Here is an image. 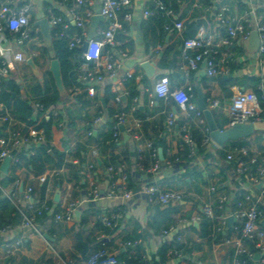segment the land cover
Wrapping results in <instances>:
<instances>
[{"label":"crops","instance_id":"obj_1","mask_svg":"<svg viewBox=\"0 0 264 264\" xmlns=\"http://www.w3.org/2000/svg\"><path fill=\"white\" fill-rule=\"evenodd\" d=\"M204 1L210 2L209 5L213 8L211 12H206V8L200 5V0H182L181 3L177 4V9H170L171 15L167 17L147 0H132L131 6L120 14L123 30L117 34V37L119 35V39L117 38V40L129 52V57L126 60L122 59L120 61L121 69L119 70V77L112 81L108 80L103 85L98 86L94 98L88 96L83 90V87L78 84L81 89L77 95L86 94V96L81 98L77 103L75 97L72 98L68 90L66 91V98L59 106L67 122L69 123V119H71L75 125L73 133L75 142L87 144L88 152L86 160L88 164L94 160L91 156L92 149H96L99 154L96 159L97 163L100 161L102 165L101 159L117 156L122 160V164L114 173H108L107 169L103 168H95L90 171L86 166L81 173V178L84 180L82 182L83 186L81 187L76 185L74 178L71 176L80 171V161L76 156L73 145L70 150L66 151V165L60 170L58 177L49 178L45 200L41 203V196L38 194L31 195L30 201L36 207H40L44 202H53L51 205L53 212L45 213L44 217L42 216L43 218L40 217L38 219V229L43 234L42 236L34 231L23 232L21 230V215L18 216L19 221L14 223V213L8 214L0 210V215L4 216L5 221L8 222L7 226L10 227L8 232L0 234V264H59V258H62L63 264H86V260H84L83 255L77 248L78 237H81L83 242L89 244L87 257L97 247L99 239L101 238V240H104L108 244L112 252L117 251L118 254L125 253L127 255L128 252L126 249L121 247L122 243L134 234H143V229H147L148 227L151 210L160 204H150L145 197L135 198L127 203H124L120 198H107L106 195L112 182L120 184L124 178H126L127 185L130 183L135 187L152 184L161 188L189 192L191 197L185 199L188 203L186 201L176 203L180 205V213L174 220L179 215H185L188 218L196 217L201 214V209L205 204L217 205L219 198L222 196L227 198L225 214L231 218L237 211L239 194L248 191H251L257 197H263L264 208V187L256 186L250 189L246 178L236 177L233 175L234 170L227 168L228 164H231L226 160L227 150H229H226L228 144L223 149H218L213 154H208L210 157L206 161L202 156L199 157V161L196 159V166L203 171L205 178V184L199 185L200 193L196 192V183H191L189 179L187 182L181 180L186 170L193 165L182 166L179 163L174 166L165 165L157 174L152 176H145L135 165L136 148L138 146V143L133 138V134L135 133L141 135L142 140L139 144L142 145L147 140H152L156 144L159 157L162 161L174 162L175 158L180 154L181 142H183V132L180 125L187 124L188 115L181 111L174 103L167 104L154 93V87L158 79L164 76L169 78L172 89L190 88L193 94L191 103L198 111H201L198 109L197 104L199 94L203 96L206 109L208 110H210L208 99L218 101L220 107L215 110H210V112H216L220 121L224 119L228 120L227 109L231 105L233 97L241 90L237 86L231 88L233 97L226 99L218 83L220 78H208L204 65H201L190 76L185 77L179 69L183 32L181 34L168 35L165 32V26L175 22H183V24H186L195 20L200 25L198 35L201 31L206 32L204 26L198 23V20L203 19L207 23V32H223L224 28L220 26L215 18V12L218 8L224 5H231L235 7L236 11L234 12L239 14L238 9L240 4L246 6L247 10L253 5L258 13L264 10V0ZM191 2H193L192 5H190ZM32 3L34 6V25L40 30V26L36 25V23L46 19L47 10L55 6L54 0H32ZM90 11L93 13V17L100 16V0H94ZM146 11L152 12L153 15L146 17ZM125 15H129L130 20L125 21ZM252 22L255 23V20L252 19ZM108 25L107 20L99 22L96 26V36L107 29ZM72 29H74L73 26ZM34 44L30 46L31 49ZM231 51L234 61V76H255L262 80L264 79V65L259 62L258 50L256 53L250 54L248 52V41L237 39L231 47ZM34 61L36 65L35 69H32L28 65H23L19 70L12 73L11 78L18 83V77L20 75L16 76V73L19 74L20 70H22L31 73L32 80H34L39 74L42 75L44 71L49 70L51 61L47 63L46 61H41L39 58ZM230 61L228 60L226 63L229 74L223 77H228L230 71H232L229 66ZM143 62H150L155 67V75L152 79H149L146 72L141 68ZM47 66L48 69L43 71L42 67L46 68ZM127 73L140 76V79H130L127 82H121V77ZM23 77L25 76L21 78ZM131 80H134L131 86L136 87L137 96L130 102L128 83ZM108 86L112 94L121 98V103H116V98L115 103L111 102V100L106 102L104 91ZM133 106L135 107V111L132 110ZM113 108L114 112L111 115L110 111ZM68 111L71 116L68 115ZM122 111L126 114L127 118L126 128L130 131H128L129 133L123 132L121 140L116 143L115 147L106 149L104 146H108V144L104 146L88 144L86 127L100 113L108 121L112 119L114 113ZM169 112H173L176 115V125L172 132L163 135L161 138L160 136L166 131V120ZM201 113L203 114V111ZM58 120L61 121V119ZM19 123L22 124L19 127L25 125V123ZM107 124L97 127L94 131V136L101 135L106 130ZM227 126L228 124L223 127V130H226L228 128ZM259 133L261 132H257L253 136L243 139L246 142L245 147L250 148L251 151L259 150L257 143ZM219 151L224 152L225 159L220 156ZM76 160L79 161V164H76ZM148 163L149 160L146 153L144 164ZM11 168L12 166L9 167L7 174L1 172L0 180H3L5 176L11 173ZM16 176L23 183L24 189L32 184L33 186L38 184V181L33 175H26L24 170H17ZM57 182L60 185H57ZM92 185L99 189L102 196L101 199L83 208L79 217L75 215L74 221L56 222L54 219L55 212L65 202H77L86 198L92 189ZM10 188L13 187L9 186L6 189ZM19 192L22 195L21 189ZM57 195L60 197L58 202H55L54 199ZM101 214H108L109 216L119 215L121 217L116 221L115 227L108 229L103 227L97 219ZM233 224H236L234 220L230 226L227 224L222 232H225L227 228H231ZM195 225L193 226L195 227ZM197 225L195 227L196 229L199 228L200 222ZM262 225L264 226V222ZM104 229H107L109 232L107 233ZM150 232L151 238L144 239V243L141 246H143V252L148 253L150 264H154L152 262L153 255L157 253L165 242L161 239L160 234ZM211 233L212 239H201L198 234L191 231L190 227H188L185 237L186 242L192 245H198L199 249L191 257L187 256L189 257V261L184 262L179 259L170 260L168 258L166 264H190L194 261H198V264H226V258L230 250L233 249V246L227 243L228 239L226 237L218 238L219 241L215 242L214 240L217 239V234L214 228H212ZM45 235H48L53 241L46 240ZM213 235L215 237H212ZM232 238L237 237L235 235L230 239ZM18 240H22L21 246L16 244ZM257 261L258 259H255V263Z\"/></svg>","mask_w":264,"mask_h":264},{"label":"built area","instance_id":"obj_2","mask_svg":"<svg viewBox=\"0 0 264 264\" xmlns=\"http://www.w3.org/2000/svg\"><path fill=\"white\" fill-rule=\"evenodd\" d=\"M147 1L152 3L164 16L170 17L171 10L165 5L164 0ZM172 1L179 4L182 0ZM93 2L94 0H54L55 6L47 10L46 20L52 39L66 40L69 51H81V54L74 60L77 84L69 89L72 98L81 89L78 84L83 87L88 96L94 98L98 86L119 77L120 61L129 57V52L123 48V44L116 37L123 30L120 14L131 6L132 0H100L99 14L108 21L109 25L107 29L97 36L95 34L94 38L88 40V28L93 17L90 7ZM212 9V7H208L206 12H211ZM33 12L32 0H0V94L4 82L11 78L13 72L19 70L23 65H27L30 59L36 60L40 56L38 50L30 48L34 42H41L40 30L34 25ZM56 12L62 13L58 15ZM152 15L153 13L150 11L145 12L146 17ZM215 18L224 28L223 32L201 31L194 38L183 40L179 69L185 77L196 72L201 65H204L208 78L217 79L228 75L229 69L226 67V63L233 57L231 47L237 39L248 41L253 31H257L259 35V62L264 65V14L259 15L257 9L251 5L247 11L239 15L230 6L224 5L216 10ZM124 19L128 21L130 16L125 15ZM252 19L255 20V23L252 22ZM72 26L75 30L72 29ZM183 29V22H175L165 26V32L168 35L181 34ZM86 42L88 43L87 48L83 50ZM130 79L139 80L140 76L127 73L121 77V82H127ZM259 90L262 88L259 87ZM154 93L167 104L174 103L188 115L187 124L182 126L183 142L189 149L188 158H196L199 161L193 134L194 129L199 130L202 135L201 147L205 150V154H213L214 151L222 149L211 139L209 127L201 111L196 110L191 103L193 94L190 88L172 89L169 78L164 76L156 82ZM208 102L210 110L220 107L218 101L208 99ZM30 103L35 110L34 116H40L39 122L42 119H61L58 127H67L68 122L63 117L59 105L47 108L35 99H30ZM116 103H121L120 97H116ZM132 110L135 111L134 106ZM227 117L228 128L248 122L253 124L264 123V95L260 101L253 91L240 90L233 97L231 105L227 109ZM4 121H7L8 125L4 130L5 135L0 137V167L7 158H10V166L18 164L19 154L34 155L35 146L47 143L44 130L38 127L39 123L30 126L25 124L19 127L22 124L11 115L10 110L0 100V128ZM126 121V114L123 111L116 112L109 120L115 143L121 140L123 134L121 127L125 129L124 132L129 133L130 130L126 128ZM107 123L108 121L100 113L91 122V130L86 132V137L91 136L97 127ZM175 125L176 115L169 112L166 120V131L160 137L162 138L163 135L172 132ZM133 138L138 143L135 165L145 176L157 174L165 165L174 166L179 163L177 157L174 162L162 161L152 140H147L141 145L139 144L142 140L141 135L135 133ZM146 153L149 160L148 164H144ZM91 156L94 160L87 165L90 171L96 168V159L99 156L96 149L91 150ZM226 160L236 164L233 175L246 178L250 189L256 186L264 187V150L251 151L245 146L236 147L227 150ZM76 164H79L78 160H76ZM59 172L48 171L35 179L38 184L43 185L48 182L50 177L58 176ZM107 172L114 173L116 168L110 167ZM121 182L120 184L112 182L106 195L107 198H120L124 203H127L135 198L145 197L150 204L157 203L167 206L183 202L191 197L187 191L161 188L152 184L143 185L137 192H134L128 189L126 178ZM20 189L22 195L19 192ZM0 194L8 199L21 215V230L23 232L34 231L41 236L43 235L38 229V219L45 213L53 212L52 206L44 202L40 207H36L30 201L33 188L29 186L24 189V185L19 179L10 189L3 188L0 184ZM101 197L99 189L92 185V189L86 198L77 202H65L55 212L54 219L56 222H72L77 211H81L100 200ZM262 198V196L257 197L251 191L239 194L237 211L231 216L236 222L232 225L233 230L239 234V237L227 240V243L232 245L234 249L232 264H254L257 255H259L257 264H264V230L261 227L264 222ZM226 202L227 198L222 196L217 205L205 204L200 215L193 218L179 215L163 229L160 232L161 239L164 242H173L168 251V258L170 260L189 261V257L184 255L182 250L178 251L177 246L187 243L185 239L187 228L203 219L215 222L214 231L218 236L230 218L225 214ZM120 217L119 215L101 214L97 219L103 227L111 229L115 227V223ZM9 228V226H5L0 230V234H5ZM101 239H99L97 247L87 257L86 264H127L126 261L119 259L117 251L112 252L108 244ZM143 243L142 240L122 243L121 247L128 252V260L138 259L140 260L139 264H150L147 252L138 257L137 249ZM16 244L21 246L22 240H18ZM61 259H58L59 264H63Z\"/></svg>","mask_w":264,"mask_h":264},{"label":"trees","instance_id":"obj_3","mask_svg":"<svg viewBox=\"0 0 264 264\" xmlns=\"http://www.w3.org/2000/svg\"><path fill=\"white\" fill-rule=\"evenodd\" d=\"M165 5L169 7V9L174 10L177 9L178 5L176 2H173L172 0H164ZM193 2L190 3L192 5ZM200 5L203 8L211 7L209 5L210 2H206L204 0H200ZM230 8L233 11L235 10L234 6L229 5ZM222 7V6H221ZM220 7V8H221ZM219 9V8H218ZM247 10V7L244 5H239L238 13L241 15ZM58 15L59 12H56ZM259 15L264 14L263 12L259 11ZM158 15V14H156ZM200 29V25L196 23L195 20H192L189 23L184 24V31H183V38H182V44L183 40L194 38L198 31ZM74 30V29H73ZM119 39L118 37H116ZM40 40L43 44V48L39 51L40 60L44 61H52L57 60L60 63L61 68V75H62V83L65 90V94L62 95L57 90L54 80L52 78V75L49 70L44 71L42 74V77L40 80H36L35 83L29 84L27 86H23L22 84H18L13 78L8 79L3 84V89L0 94V100L5 104V106L10 110L11 115L19 122L25 123L26 125H35L36 123H39L38 127L40 129L44 130L45 137L47 143L42 145H37L34 148V155H29L28 153H22L19 154V163L14 164L11 168V173L8 176H5L3 180H0V184L3 188H9V186L14 185L15 181L18 179L16 176V171L19 169H23L25 171L26 175H33L34 178H37L44 173L48 171H60L63 169V167L66 165V151L70 150L72 146L74 145L76 156L79 158L80 161V171L76 174H72V178H74L76 185L83 186L82 182L84 181L81 178V173L83 172L84 168L88 165L86 160V155L88 152L87 144H83L82 142H75L74 138V128L75 125L73 124V121L69 119V123L67 124L66 128H59L58 124L60 120H55L53 118L47 120L42 119L39 122L40 116H34L35 110L33 106L30 103V98L35 99L36 101L44 104L47 108L57 106L60 103L63 102V100L66 98V91H68L71 87H73L76 84V77H75V64L74 60L75 58L81 54V51H69L67 47L66 40H55L52 39V50L49 52L48 48L45 46L44 39L42 37V34H40ZM35 49V48H34ZM230 61V60H229ZM234 61L233 58L229 62V66L231 67L232 71H230V75L228 77H221L218 80L219 86L222 89L226 99H231L233 97V93L231 91V88L233 87H239L244 88V90H251L256 95L257 98L262 101V97L264 95V79L257 78L255 76H241L236 77L233 75V65ZM134 83V80H131L130 83H128L129 86V101L131 102L136 96L137 91L135 86H131V84ZM259 87L262 88V90H259ZM105 98L106 102L111 100V102L115 103L116 96L111 93L110 87H106L105 91ZM86 94H81L75 96L76 102L78 103L81 98H84ZM129 102V103H130ZM114 112V108L111 109L110 114ZM139 112V110H138ZM115 114V113H114ZM68 115H70V112L68 111ZM214 120L216 122V125L218 129L223 130V127L228 124V120L224 119L222 121L219 120L218 115L216 112L212 113ZM91 124V123H90ZM90 124L86 127V132L91 130ZM8 122L4 121L1 123L0 128V137L5 135L4 130L7 128ZM184 124L180 125V128H182ZM194 140L196 143L197 148V156L203 157V159L206 161L208 157H210L208 154H205V150L201 147L202 142V135L199 130L194 129ZM88 144L90 145H101L104 146L108 144V146H104V148H113L116 146V143L113 141V131L112 127L109 124L106 126V130L99 136L95 137L94 133H92L91 136L87 137ZM53 143V145H51ZM258 143V149L260 151L264 150V132L259 133L257 138ZM246 146L245 140L239 141L237 143L230 142L226 146L227 149H233L236 147H243ZM155 147L158 149V147L155 144ZM103 153V151H102ZM189 149L188 147L181 142V150L180 154L177 158H179V165L187 166V165H193L191 168H188L183 175V179H181L183 182L191 181V183H196V192L200 193L199 185L205 184V178L203 175V171L196 166L197 160L196 158H188ZM220 156L225 159V154L222 151H219ZM102 165L99 166L96 161V169H108L110 167H115L116 170L119 169V167L122 164V160L117 156H110L109 158L101 159ZM235 163L228 164L227 168L230 170H235ZM58 176H56L57 178ZM57 185H60L59 182H57ZM33 195L38 194L41 196V203L45 200L46 190H47V183L43 185H36L33 186ZM141 187H135L133 184L128 183V189L132 190L134 192H137ZM187 202V200H184ZM53 202H48V205L51 206ZM0 210L11 214H15L14 223H17L19 221V212L17 209L10 203L9 200L6 198H3V195L0 194ZM180 213V205L179 204H170L167 206H155L151 210V216L148 220V227L147 229H143V234H134L133 236L127 238L128 240L125 241H138V240H147L151 238V232H154L155 234H160V232L165 229L168 225H170L174 218ZM7 215V214H6ZM21 217V216H20ZM44 217V215H43ZM42 217V218H43ZM22 219V218H21ZM8 225V222L5 221L4 216L0 215V230ZM215 222H212L208 219H203L200 222V226L198 229H196L194 226L190 227V230L194 233L198 234L201 239H212L211 238V232L212 228H214ZM262 229L264 230V226L261 225ZM109 232L107 229H104ZM135 233H137L135 231ZM239 237V234L235 233L233 228H227L225 232H221L217 239L214 240L215 242H218V238H224L230 239L231 237L235 236ZM173 242H165L162 247L157 251L155 255H153L154 264H166L168 262V251L171 247ZM78 251L83 255L84 260H87V254L89 251V244L83 242L81 237H78ZM178 251H183L184 255L190 256L193 255L195 251L199 249L198 245H192L191 243L187 242L185 245H178L177 246ZM139 256L140 254H143V246L138 247ZM119 259L121 261H126L127 264H139L140 260H128L127 255L125 253L119 254ZM234 258V249H231L227 258H226V264H231L232 260ZM195 262V261H194ZM191 262L190 264H198L196 261L195 263ZM254 264H257L254 262Z\"/></svg>","mask_w":264,"mask_h":264},{"label":"water","instance_id":"obj_4","mask_svg":"<svg viewBox=\"0 0 264 264\" xmlns=\"http://www.w3.org/2000/svg\"><path fill=\"white\" fill-rule=\"evenodd\" d=\"M105 21V19L102 16H94L91 19V24L89 28L88 33V40L94 38L96 33V26L99 22ZM199 24H202L207 32V23L205 20L200 19L198 20ZM36 25L40 26V31L42 34V37L44 39L45 46L48 48L49 52L52 50V37L49 33V24L46 19H43L41 21H38ZM88 43L86 42L83 46V50H86ZM260 45V39L257 31H253L248 39V52L250 54H254L257 52ZM27 65L30 66L32 69L36 68L35 61L33 59H30L27 62ZM141 68L146 72V75L149 79H152L154 77L155 73V67L150 64V62H143L141 64ZM49 71L52 75V78L54 80L55 86L60 94L64 95L65 90L62 83V75H61V68L60 63L57 60H52L50 63ZM241 91H244V88H241ZM198 109L203 111L204 117L207 121V125L210 130V137L213 140V142L219 146L220 148H224L228 143L233 142L237 143L243 139H246L248 137L253 136L257 132H264V123H244L240 125H236L234 127H230L226 130H220L218 129L216 122L213 118L212 113L210 110L206 109V104L204 101V98L201 94L198 95ZM121 130L124 132V128L121 127ZM96 134V132H95ZM99 165H101L100 161H98ZM10 167V158L5 159L3 164L0 167V171L3 174L8 173V169ZM59 195H57L54 199L55 202H58ZM81 211H77L75 215L77 217L80 216ZM233 223V218L228 219V226H230ZM198 225L196 224L195 227ZM46 240L53 241L48 235L44 236ZM259 258V255L256 256V259Z\"/></svg>","mask_w":264,"mask_h":264},{"label":"rangeland","instance_id":"obj_5","mask_svg":"<svg viewBox=\"0 0 264 264\" xmlns=\"http://www.w3.org/2000/svg\"><path fill=\"white\" fill-rule=\"evenodd\" d=\"M40 43H38V42L36 44L33 43L34 45L32 47L35 48L36 50L40 51L43 48V44H40ZM41 61H44V60H41ZM46 62L49 63L50 61L47 60ZM47 69H48V66L46 68L42 67L43 71L47 70ZM16 76H19L18 77V80H19L18 83L22 84L23 86H27L30 83H34V82H36V80H40L42 77V75L39 74L38 77H36V78H34V80H32L33 79L32 74L28 73V71L24 72L22 70H20L19 74L16 73ZM22 76H25V77L21 78Z\"/></svg>","mask_w":264,"mask_h":264}]
</instances>
